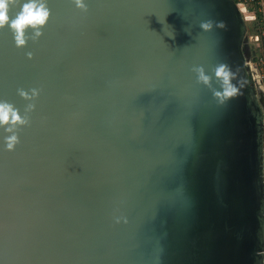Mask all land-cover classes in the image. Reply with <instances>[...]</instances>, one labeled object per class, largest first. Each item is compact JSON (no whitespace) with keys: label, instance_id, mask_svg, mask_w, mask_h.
<instances>
[{"label":"water","instance_id":"95a60500","mask_svg":"<svg viewBox=\"0 0 264 264\" xmlns=\"http://www.w3.org/2000/svg\"><path fill=\"white\" fill-rule=\"evenodd\" d=\"M28 2L0 27V104L23 121H0V264H264V88L239 3L35 0L49 19L18 46Z\"/></svg>","mask_w":264,"mask_h":264},{"label":"clouds","instance_id":"9594fccd","mask_svg":"<svg viewBox=\"0 0 264 264\" xmlns=\"http://www.w3.org/2000/svg\"><path fill=\"white\" fill-rule=\"evenodd\" d=\"M77 7H86L83 3V0H76ZM50 16V11L46 9L44 6H38L35 0H31V2L24 3L22 6V11H20L14 19L11 20V24L9 25L11 29L15 33V39L17 45H24L26 43L24 36L25 30L31 26L32 28H37V26H44L46 25ZM10 20L9 17V0H0V27L5 26L8 24ZM205 29H210L212 24L205 23L203 24ZM42 34L39 30H37V35ZM217 76L223 77L225 81L229 80V73L226 71L225 66H221L217 69L216 72ZM202 78L207 81V76H202ZM35 92V89L33 90ZM239 92L237 87L230 86L228 87L224 95L226 97H233L237 95ZM22 95H26L23 91L21 92ZM11 113V117H10ZM10 118L15 121H20L23 123L20 115L13 111L11 106L8 104H0V121L7 123ZM19 143V139L17 136H11L8 138L7 147L9 150H14L16 144ZM260 255H264V252L258 253Z\"/></svg>","mask_w":264,"mask_h":264},{"label":"built area","instance_id":"2783aa9c","mask_svg":"<svg viewBox=\"0 0 264 264\" xmlns=\"http://www.w3.org/2000/svg\"><path fill=\"white\" fill-rule=\"evenodd\" d=\"M246 2H249L252 4L254 8H251V12L254 15V18H258V13L260 14V28L259 31L254 33V35H250V41L253 40V44L257 43L256 45H260V47L255 46L257 48H260V55L255 56L256 59H251L250 65L253 67V79L256 83L261 84V86L264 88V0H246ZM246 2L242 3L244 5V9L246 8ZM239 5L241 2H238ZM241 7V6H240ZM243 10V9H242Z\"/></svg>","mask_w":264,"mask_h":264},{"label":"rangeland","instance_id":"374dc122","mask_svg":"<svg viewBox=\"0 0 264 264\" xmlns=\"http://www.w3.org/2000/svg\"><path fill=\"white\" fill-rule=\"evenodd\" d=\"M238 2H241L240 6L243 9V13L245 15L246 18V22H247V26H248V30H247V34H248V39L250 40V35H254V33L259 31L260 28V22L258 18H254L253 13L251 12V8H254L252 6V4H250L249 2H246V0H240ZM246 2V8L244 9V5L242 3ZM250 10V11H249ZM252 39V38H251ZM251 45V50L256 49V54L260 55V48H257L255 46L260 47V45H256L257 43L253 44V40L249 42ZM253 52V51H252Z\"/></svg>","mask_w":264,"mask_h":264},{"label":"flooded vegetation","instance_id":"af4514ba","mask_svg":"<svg viewBox=\"0 0 264 264\" xmlns=\"http://www.w3.org/2000/svg\"><path fill=\"white\" fill-rule=\"evenodd\" d=\"M253 56H257L258 54H256V49H253Z\"/></svg>","mask_w":264,"mask_h":264},{"label":"trees","instance_id":"16d2710c","mask_svg":"<svg viewBox=\"0 0 264 264\" xmlns=\"http://www.w3.org/2000/svg\"><path fill=\"white\" fill-rule=\"evenodd\" d=\"M237 2L240 1V0H236ZM258 18L260 19V14L258 13Z\"/></svg>","mask_w":264,"mask_h":264},{"label":"bare ground","instance_id":"6f19581e","mask_svg":"<svg viewBox=\"0 0 264 264\" xmlns=\"http://www.w3.org/2000/svg\"><path fill=\"white\" fill-rule=\"evenodd\" d=\"M250 11V10H249Z\"/></svg>","mask_w":264,"mask_h":264}]
</instances>
